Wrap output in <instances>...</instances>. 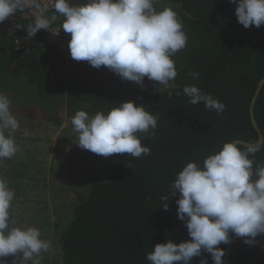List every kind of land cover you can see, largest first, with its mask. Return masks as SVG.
I'll use <instances>...</instances> for the list:
<instances>
[{
    "label": "trees",
    "instance_id": "trees-1",
    "mask_svg": "<svg viewBox=\"0 0 264 264\" xmlns=\"http://www.w3.org/2000/svg\"><path fill=\"white\" fill-rule=\"evenodd\" d=\"M69 2L80 5L87 0ZM154 7L176 11L187 35V46L171 57L178 73L171 88L147 77L143 84L127 81L106 66L97 69L87 61H77L71 76L62 81L58 76L62 57L56 48L17 52L13 37L0 28V93L8 96L12 113L60 124V111L66 108L72 127L70 120L77 111L107 114L120 102L133 101L159 118L154 134H137L150 154L138 159L113 154L106 178L93 180L72 203L68 220L57 221L61 264H150L147 255L156 244L190 240L185 222L178 217L179 193L173 196L167 191L176 175L189 162L202 165L226 142L258 139L249 107L264 77V25L245 28L236 17L237 4L230 0H156ZM20 20L24 26L20 35H28L30 22ZM63 35L69 43L71 35ZM193 72L199 73V79H193ZM190 85L225 104L223 113L208 110L203 103L190 104L183 94ZM38 109L41 112L34 114ZM255 116L264 135V86ZM250 158L254 167L264 163V149ZM165 192L169 199L161 202ZM163 203L170 205L167 210ZM10 225L14 226L11 219ZM245 239L232 234L226 264H264V235L252 245ZM218 247L225 249L226 244ZM4 259L13 264L16 257ZM202 259L214 264L207 252L190 264Z\"/></svg>",
    "mask_w": 264,
    "mask_h": 264
},
{
    "label": "clouds",
    "instance_id": "clouds-1",
    "mask_svg": "<svg viewBox=\"0 0 264 264\" xmlns=\"http://www.w3.org/2000/svg\"><path fill=\"white\" fill-rule=\"evenodd\" d=\"M230 2L237 4L235 14L245 28L264 25V0ZM155 3L87 0L73 5L69 0H0V24L18 11L29 10L34 19L26 31L32 38L41 29L49 31L54 19L47 15L51 9L63 17L61 29L71 35L68 48L74 60L87 61L97 69L106 66L127 81L143 84L147 77L171 88L178 75L171 57L187 46V35L176 11L170 7L157 11ZM192 77L199 79V73L193 72ZM183 94L190 104L203 103L217 114L226 108L196 85L185 86ZM158 119L144 105L126 101L107 114L77 111L70 123L80 148L104 157L128 154L138 159L151 150L142 145L137 134H154ZM19 128L8 96L0 93V161L13 158L19 151L13 136ZM262 149L264 137L251 144L226 142L202 165L189 162L182 168L167 191L173 196L179 193L178 217L185 222L191 239L156 244L147 255L150 264H190L204 252L211 254L214 264H223L225 249L218 245L230 243L229 233L246 238V244L257 243L255 238L264 235V163L254 167L250 156ZM166 192L161 202L169 199ZM14 197V191L0 178V264H7L4 258L9 256L16 257L13 264H41V254L50 251L51 241L42 239L36 227L10 225ZM161 206L167 210L170 205ZM200 264H208L207 259Z\"/></svg>",
    "mask_w": 264,
    "mask_h": 264
},
{
    "label": "rangeland",
    "instance_id": "rangeland-1",
    "mask_svg": "<svg viewBox=\"0 0 264 264\" xmlns=\"http://www.w3.org/2000/svg\"><path fill=\"white\" fill-rule=\"evenodd\" d=\"M38 110L34 114L41 112ZM66 114L64 108L60 111L62 122L53 124L13 113L20 122L13 133L19 151L13 158L0 161V178L8 186L14 185L9 187L15 193L10 208L14 226L36 227L42 239L51 241L50 251L41 254V264H61L57 221H67L72 203L93 180L106 178L113 166V155H97L75 143L76 133L68 125Z\"/></svg>",
    "mask_w": 264,
    "mask_h": 264
},
{
    "label": "built area",
    "instance_id": "built-area-1",
    "mask_svg": "<svg viewBox=\"0 0 264 264\" xmlns=\"http://www.w3.org/2000/svg\"><path fill=\"white\" fill-rule=\"evenodd\" d=\"M47 15L49 17H54L49 29V31L53 34L48 30L41 29L32 38H29L28 35H20V28L16 27V25H20V19L30 23L33 22L34 18L30 14L29 10H25L24 12L18 11L13 17L6 19L2 24H0V28H4L7 34L13 37V49L17 52H30L33 49L46 46H52L56 48L62 57L58 70V76L62 81H66L71 76L77 61L71 58L70 50L68 48V40L63 35V31L61 29L62 23L60 21V15L51 9ZM57 31L61 32L54 34ZM51 74L55 75L56 73L53 71Z\"/></svg>",
    "mask_w": 264,
    "mask_h": 264
},
{
    "label": "water",
    "instance_id": "water-1",
    "mask_svg": "<svg viewBox=\"0 0 264 264\" xmlns=\"http://www.w3.org/2000/svg\"><path fill=\"white\" fill-rule=\"evenodd\" d=\"M264 86V77L262 79H260V81L258 82V86L255 90V94L253 95V98L251 100V103H250V107H249V114H250V119H251V122L255 128V130L258 132V139L256 142H258L259 138H262L264 137L259 125H258V122L256 120V116H255V104H256V101H257V98H258V95L259 93L261 92V89L263 88ZM234 141H237L238 143L241 142L242 144H251L250 142H247V141H244V140H241V139H236ZM256 142H253V143H256ZM230 237H231V241L230 243L226 244V248H225V256L223 257V264H226V262L228 261V258L230 256V252H231V247H232V233H229Z\"/></svg>",
    "mask_w": 264,
    "mask_h": 264
}]
</instances>
